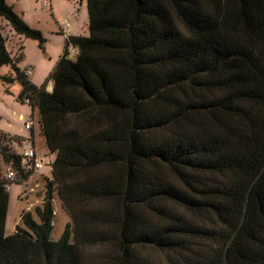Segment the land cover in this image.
<instances>
[{
	"label": "trees",
	"instance_id": "16d2710c",
	"mask_svg": "<svg viewBox=\"0 0 264 264\" xmlns=\"http://www.w3.org/2000/svg\"><path fill=\"white\" fill-rule=\"evenodd\" d=\"M84 1L88 35L35 86L4 24L44 38L0 0V67L15 74L0 80L18 81L54 154L10 235L0 181V264H90L89 247L96 264H264V0ZM53 192L70 218L57 241Z\"/></svg>",
	"mask_w": 264,
	"mask_h": 264
},
{
	"label": "rangeland",
	"instance_id": "374dc122",
	"mask_svg": "<svg viewBox=\"0 0 264 264\" xmlns=\"http://www.w3.org/2000/svg\"><path fill=\"white\" fill-rule=\"evenodd\" d=\"M47 2L48 0H8L10 5L14 7L17 12H25L26 18H33V9L34 7L40 6V9H43L49 17H51L48 9L41 8L42 2ZM61 5H64L65 0H57ZM35 19V18H34ZM32 19V20H34ZM59 22H65L68 20L57 18ZM44 21H42V24ZM4 33L9 34L6 28ZM18 44V43H17ZM10 45V52L15 55L18 53V47ZM15 53V54H14ZM36 53L32 52L31 57H34ZM30 59V57H29ZM29 66H27L28 68ZM30 68V67H29ZM10 75L15 76L14 70L10 65H3L0 67V76ZM21 86L18 81H14L11 84L7 85L0 80V130L6 131L9 129L10 125L17 127V129L23 126V120L19 118V114H22L24 118L33 116L34 118V129H35V145L39 151L45 153L44 161L47 162L44 164L41 171L33 174L24 182L13 183L8 189V205L4 226L5 235H10L14 232L15 226L20 223V216L24 211H33L34 207L39 205L43 199V187L46 178L50 177L51 172V163L54 159V154H51L45 150L44 139L40 133L39 127V117L36 109L32 110L31 107L19 100V93ZM38 182L39 187L35 188V183ZM33 190V191H30ZM26 192V194H23ZM52 205L54 209V216L52 219L53 229L50 233V240L57 241L61 234L63 233L66 225L70 223V218L68 214L63 210L60 200L58 198L57 192H53ZM102 250L101 247H89L86 248L84 253L87 261L90 264H96V256ZM154 260L159 262H164L165 256L162 252H151Z\"/></svg>",
	"mask_w": 264,
	"mask_h": 264
},
{
	"label": "crops",
	"instance_id": "0c3cea01",
	"mask_svg": "<svg viewBox=\"0 0 264 264\" xmlns=\"http://www.w3.org/2000/svg\"><path fill=\"white\" fill-rule=\"evenodd\" d=\"M5 1L10 5L8 0ZM41 8L48 9L51 17H49L43 9H40V6L39 8L34 7V12L31 16L33 18H26L25 12H17L13 7L14 11L20 15L30 27L41 32L44 38L42 49L39 47L36 40L25 39L16 35L7 25L2 23L9 32V41L6 45L7 50L10 52V45H14L12 47L13 50H15L14 47H18L17 54L14 53L15 55H13L11 52L10 54L12 57H18L17 66L20 69H25L27 66L30 67L28 80L35 86H40L44 83L49 73L54 69L57 61L62 56L65 48L66 37L62 33L61 28L63 22L57 21V18L60 17V19L68 20V22H65L69 23V36L84 37L88 35V17L84 0H65L64 5H61L57 0H48L47 2H42ZM42 21H44L43 24ZM32 52L36 53L34 57L30 56ZM51 85L52 83L49 81L46 85L47 91L51 90ZM20 116L23 115L19 114V117ZM0 132L11 136L32 135L35 141L34 126L31 132L24 131L23 126L17 129V127L13 125H10L8 130H0ZM38 152L43 153L45 157L43 151H39L38 149Z\"/></svg>",
	"mask_w": 264,
	"mask_h": 264
},
{
	"label": "built area",
	"instance_id": "2783aa9c",
	"mask_svg": "<svg viewBox=\"0 0 264 264\" xmlns=\"http://www.w3.org/2000/svg\"><path fill=\"white\" fill-rule=\"evenodd\" d=\"M61 28L62 33L65 35L67 40L70 37L69 23H62ZM66 53L67 57L71 59L77 54V48L75 46L69 45L66 49ZM23 70L25 75L28 76L30 74V68H25ZM24 103L27 104V100H25ZM19 118L23 120V130L26 132H31L34 126L33 116L31 115L27 118L20 116ZM1 137H3L1 139L4 140V145L7 147L8 152L17 156L19 159V168L18 170H16L12 166V161H3L2 151L0 147V181L3 183L5 190L8 191L13 183L24 182L33 174L41 171L44 164L47 162L44 161L43 153L38 152L32 135L11 136L4 134V136ZM22 176H26V180L21 178ZM34 187H39L38 182L35 183ZM23 194H26V192H24Z\"/></svg>",
	"mask_w": 264,
	"mask_h": 264
}]
</instances>
